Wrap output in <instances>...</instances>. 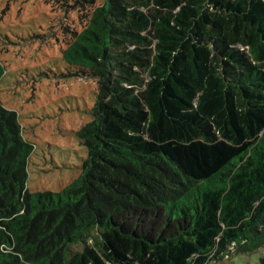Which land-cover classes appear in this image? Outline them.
<instances>
[{
    "label": "trees",
    "instance_id": "trees-1",
    "mask_svg": "<svg viewBox=\"0 0 264 264\" xmlns=\"http://www.w3.org/2000/svg\"><path fill=\"white\" fill-rule=\"evenodd\" d=\"M67 52L98 82L82 174L32 193V148L0 100V264L264 248V0H104Z\"/></svg>",
    "mask_w": 264,
    "mask_h": 264
},
{
    "label": "rangeland",
    "instance_id": "rangeland-1",
    "mask_svg": "<svg viewBox=\"0 0 264 264\" xmlns=\"http://www.w3.org/2000/svg\"><path fill=\"white\" fill-rule=\"evenodd\" d=\"M103 5L104 0H0V100L17 112L32 148V193L60 192L82 174L87 149L78 132L92 120L98 82L79 73L67 50ZM211 264H264V248Z\"/></svg>",
    "mask_w": 264,
    "mask_h": 264
}]
</instances>
